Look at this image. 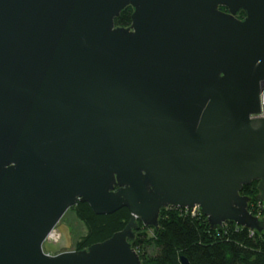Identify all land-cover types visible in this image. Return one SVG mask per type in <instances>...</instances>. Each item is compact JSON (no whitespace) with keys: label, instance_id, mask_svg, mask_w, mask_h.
I'll return each instance as SVG.
<instances>
[{"label":"water","instance_id":"1","mask_svg":"<svg viewBox=\"0 0 264 264\" xmlns=\"http://www.w3.org/2000/svg\"><path fill=\"white\" fill-rule=\"evenodd\" d=\"M263 82L264 0H0V264H143L168 207L264 231ZM78 202L131 219L70 249Z\"/></svg>","mask_w":264,"mask_h":264},{"label":"trees","instance_id":"2","mask_svg":"<svg viewBox=\"0 0 264 264\" xmlns=\"http://www.w3.org/2000/svg\"><path fill=\"white\" fill-rule=\"evenodd\" d=\"M132 13L133 8L127 7L116 18V25L129 26ZM244 16V12L239 15L240 18ZM258 183L253 181L245 185L241 193L251 198L249 210L264 218V209L260 211L257 208L261 201L257 199L260 193ZM74 206L78 217L89 228L88 234L78 243V250L122 230L132 214L126 207L112 214L97 215L88 203L78 202ZM139 225L132 246L143 264H183V256L189 264H264V231H252L232 221L212 228L200 208L195 212L186 208H164L158 228L145 227L141 220ZM150 229L153 230L152 235L148 234Z\"/></svg>","mask_w":264,"mask_h":264},{"label":"rangeland","instance_id":"3","mask_svg":"<svg viewBox=\"0 0 264 264\" xmlns=\"http://www.w3.org/2000/svg\"><path fill=\"white\" fill-rule=\"evenodd\" d=\"M62 223L67 225L70 229V247L72 249H76L81 239L89 232V228L87 227V225L78 217L76 206H73L70 208V210H68V212L62 219ZM148 234L152 235L153 230L150 229Z\"/></svg>","mask_w":264,"mask_h":264},{"label":"built area","instance_id":"4","mask_svg":"<svg viewBox=\"0 0 264 264\" xmlns=\"http://www.w3.org/2000/svg\"><path fill=\"white\" fill-rule=\"evenodd\" d=\"M252 117H264V82L262 84V89H261V111L258 114H254L252 115ZM257 208L261 211V209H264V201H259ZM197 209H199L198 207H195L192 211L195 212ZM260 217V215H258ZM53 231H58L57 229H54ZM52 231V232H53ZM51 232V234H52ZM51 234L49 235L48 239L52 240V238L50 237ZM60 238V237H59Z\"/></svg>","mask_w":264,"mask_h":264},{"label":"flooded vegetation","instance_id":"5","mask_svg":"<svg viewBox=\"0 0 264 264\" xmlns=\"http://www.w3.org/2000/svg\"><path fill=\"white\" fill-rule=\"evenodd\" d=\"M61 225L64 226L65 224L64 223H61ZM59 237H60V233L58 231H55L53 233V235L51 236V238H52L51 241H58ZM70 249H72V248L70 247Z\"/></svg>","mask_w":264,"mask_h":264},{"label":"bare ground","instance_id":"6","mask_svg":"<svg viewBox=\"0 0 264 264\" xmlns=\"http://www.w3.org/2000/svg\"><path fill=\"white\" fill-rule=\"evenodd\" d=\"M54 232H55V231L52 232L51 236L53 235ZM51 236H50V237H51Z\"/></svg>","mask_w":264,"mask_h":264}]
</instances>
